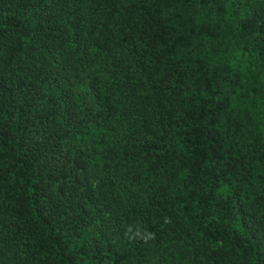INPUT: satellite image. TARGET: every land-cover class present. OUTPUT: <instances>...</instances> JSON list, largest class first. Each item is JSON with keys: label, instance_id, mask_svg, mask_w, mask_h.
<instances>
[{"label": "trees", "instance_id": "obj_1", "mask_svg": "<svg viewBox=\"0 0 264 264\" xmlns=\"http://www.w3.org/2000/svg\"><path fill=\"white\" fill-rule=\"evenodd\" d=\"M0 264H264V0H0Z\"/></svg>", "mask_w": 264, "mask_h": 264}]
</instances>
